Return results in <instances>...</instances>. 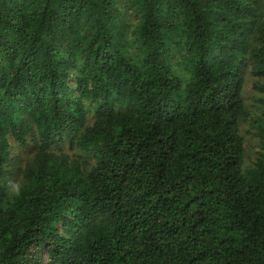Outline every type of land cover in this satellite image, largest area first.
<instances>
[{"label": "trees", "instance_id": "16d2710c", "mask_svg": "<svg viewBox=\"0 0 264 264\" xmlns=\"http://www.w3.org/2000/svg\"><path fill=\"white\" fill-rule=\"evenodd\" d=\"M119 1L0 0V176L9 131L40 139L0 181V264H264V0Z\"/></svg>", "mask_w": 264, "mask_h": 264}, {"label": "rangeland", "instance_id": "374dc122", "mask_svg": "<svg viewBox=\"0 0 264 264\" xmlns=\"http://www.w3.org/2000/svg\"><path fill=\"white\" fill-rule=\"evenodd\" d=\"M123 2L120 0L118 5H121ZM125 13V18L129 24H136L139 18L135 15L132 9H123ZM134 46H131L133 48ZM176 68L179 73L184 77L186 70L183 65H177L175 62ZM243 88L242 94L246 102V107L249 110V114L254 116L259 113L262 107L260 102V93L255 87L256 79L264 83V76L257 78L254 76L249 65L246 63V66L243 70ZM87 105V115L86 123H91L95 115V105L96 101L86 100ZM242 132L245 136V163L249 162L255 157L257 148H258V138L254 136L253 130L251 127V120H244L241 124ZM9 147H8V156L5 161L3 172L0 176V181L5 185L9 194L16 193L23 181V169L25 163L34 155L37 150L36 145L39 142L38 131H30L25 136V141H20L17 137L9 131L7 133ZM37 141V142H36ZM51 150L54 152L65 153L68 156L69 160L75 158L80 165L88 169L94 164V157L91 151L88 148H82L77 145L74 139H71L69 136H63L57 144L50 146ZM47 261V250L45 247L41 248L40 253H36L33 258L26 264H45Z\"/></svg>", "mask_w": 264, "mask_h": 264}]
</instances>
